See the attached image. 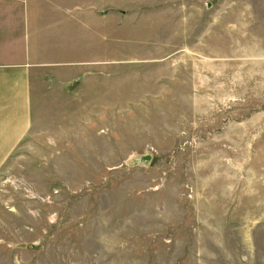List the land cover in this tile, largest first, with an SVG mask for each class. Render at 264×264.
I'll return each mask as SVG.
<instances>
[{"label": "rangeland", "instance_id": "1", "mask_svg": "<svg viewBox=\"0 0 264 264\" xmlns=\"http://www.w3.org/2000/svg\"><path fill=\"white\" fill-rule=\"evenodd\" d=\"M92 2L0 152V264H264V0Z\"/></svg>", "mask_w": 264, "mask_h": 264}, {"label": "crops", "instance_id": "2", "mask_svg": "<svg viewBox=\"0 0 264 264\" xmlns=\"http://www.w3.org/2000/svg\"><path fill=\"white\" fill-rule=\"evenodd\" d=\"M85 1L75 4L70 0H0V152H4L3 157L5 152L10 155L22 138L18 135L30 126V72L60 64L56 53L68 51V38L76 27L74 17L83 23L86 17L95 14L90 9L95 8V2ZM79 28L84 30L85 26L81 24Z\"/></svg>", "mask_w": 264, "mask_h": 264}]
</instances>
